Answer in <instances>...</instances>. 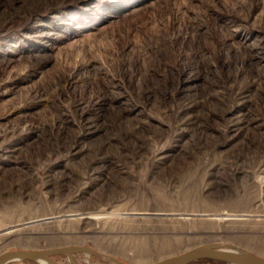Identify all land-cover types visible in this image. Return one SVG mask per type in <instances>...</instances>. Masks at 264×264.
<instances>
[{"label": "rangeland", "instance_id": "obj_1", "mask_svg": "<svg viewBox=\"0 0 264 264\" xmlns=\"http://www.w3.org/2000/svg\"><path fill=\"white\" fill-rule=\"evenodd\" d=\"M204 244L264 258V0H0V254Z\"/></svg>", "mask_w": 264, "mask_h": 264}, {"label": "water", "instance_id": "obj_2", "mask_svg": "<svg viewBox=\"0 0 264 264\" xmlns=\"http://www.w3.org/2000/svg\"><path fill=\"white\" fill-rule=\"evenodd\" d=\"M87 255V263L94 264L93 255L106 257L112 264H129L121 262L111 256H105L88 246H65L47 250H10L0 254V264H8L15 261L31 262L33 264H63L54 258L64 256L66 264H76L74 256ZM199 260H211L224 264H264V258L250 253L233 249L229 245L204 244L194 247L179 255L169 257L152 264H192Z\"/></svg>", "mask_w": 264, "mask_h": 264}, {"label": "trees", "instance_id": "obj_3", "mask_svg": "<svg viewBox=\"0 0 264 264\" xmlns=\"http://www.w3.org/2000/svg\"><path fill=\"white\" fill-rule=\"evenodd\" d=\"M196 263H201V264H224L221 262H216V261H211V260H199L196 261Z\"/></svg>", "mask_w": 264, "mask_h": 264}]
</instances>
